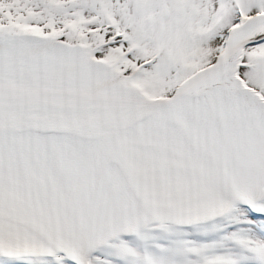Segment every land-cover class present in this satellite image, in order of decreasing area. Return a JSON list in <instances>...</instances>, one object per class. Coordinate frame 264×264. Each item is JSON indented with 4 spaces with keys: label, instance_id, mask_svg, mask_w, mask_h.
Returning a JSON list of instances; mask_svg holds the SVG:
<instances>
[{
    "label": "snow or ice",
    "instance_id": "snow-or-ice-1",
    "mask_svg": "<svg viewBox=\"0 0 264 264\" xmlns=\"http://www.w3.org/2000/svg\"><path fill=\"white\" fill-rule=\"evenodd\" d=\"M0 264H264V0H0Z\"/></svg>",
    "mask_w": 264,
    "mask_h": 264
}]
</instances>
